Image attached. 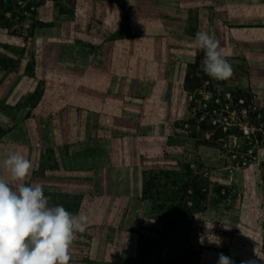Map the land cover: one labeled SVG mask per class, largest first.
<instances>
[{"label": "rangeland", "instance_id": "rangeland-1", "mask_svg": "<svg viewBox=\"0 0 264 264\" xmlns=\"http://www.w3.org/2000/svg\"><path fill=\"white\" fill-rule=\"evenodd\" d=\"M164 1L0 0V162L22 152L26 185L88 216L69 264H264V149L238 167L181 128L198 31L233 68L218 94L249 90L264 109V0ZM227 107L219 123L249 135L253 112ZM187 165L227 199L190 217L141 200L143 171Z\"/></svg>", "mask_w": 264, "mask_h": 264}, {"label": "trees", "instance_id": "trees-1", "mask_svg": "<svg viewBox=\"0 0 264 264\" xmlns=\"http://www.w3.org/2000/svg\"><path fill=\"white\" fill-rule=\"evenodd\" d=\"M201 50L197 49L195 59L188 64L183 90L186 93L185 118L181 121L189 138L202 146L228 152L234 156L233 163L245 166L256 156L257 145L264 149V109L249 90L236 88L218 94L214 80L201 68ZM33 95L40 96L38 90ZM227 96V98H226ZM218 101V102H217ZM231 105L238 110L253 112L251 133H230L219 123L221 110ZM2 132V131H0ZM238 139L234 147L227 143L228 136ZM236 143V141H235ZM229 191L221 185H212L208 179L192 170L188 165L181 173L166 169L142 172L141 200L161 216L190 217L207 210L212 202L220 204L228 197Z\"/></svg>", "mask_w": 264, "mask_h": 264}, {"label": "clouds", "instance_id": "clouds-1", "mask_svg": "<svg viewBox=\"0 0 264 264\" xmlns=\"http://www.w3.org/2000/svg\"><path fill=\"white\" fill-rule=\"evenodd\" d=\"M193 46L203 51L202 70L210 78L224 81L233 75L214 36L198 31ZM0 168L6 173V178L0 176V264H69V250L77 235L87 230L88 216L50 205L41 185H26L32 163L22 152H10ZM218 264L234 261L221 254Z\"/></svg>", "mask_w": 264, "mask_h": 264}, {"label": "crops", "instance_id": "crops-1", "mask_svg": "<svg viewBox=\"0 0 264 264\" xmlns=\"http://www.w3.org/2000/svg\"><path fill=\"white\" fill-rule=\"evenodd\" d=\"M153 4H155L157 7H162L163 8H170V4H166L164 0H160V1H157L156 0H153ZM161 9V10H162ZM158 12V11H157ZM163 12V11H162ZM159 13V12H158ZM1 133H3L4 131L1 129Z\"/></svg>", "mask_w": 264, "mask_h": 264}]
</instances>
